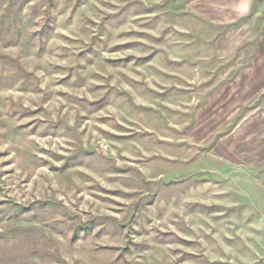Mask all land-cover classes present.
I'll return each mask as SVG.
<instances>
[{"label": "rangeland", "instance_id": "374dc122", "mask_svg": "<svg viewBox=\"0 0 264 264\" xmlns=\"http://www.w3.org/2000/svg\"><path fill=\"white\" fill-rule=\"evenodd\" d=\"M199 2L0 0V264H264L257 28Z\"/></svg>", "mask_w": 264, "mask_h": 264}, {"label": "crops", "instance_id": "0c3cea01", "mask_svg": "<svg viewBox=\"0 0 264 264\" xmlns=\"http://www.w3.org/2000/svg\"><path fill=\"white\" fill-rule=\"evenodd\" d=\"M199 4L208 7L207 17L218 23H236L238 21H254L256 37L259 42L256 45L257 57L255 68L262 73L257 77L263 79L264 70V0H199ZM227 22V23H226ZM263 81L261 80L260 83Z\"/></svg>", "mask_w": 264, "mask_h": 264}]
</instances>
